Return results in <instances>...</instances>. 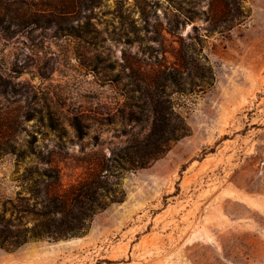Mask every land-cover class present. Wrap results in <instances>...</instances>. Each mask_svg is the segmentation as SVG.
Here are the masks:
<instances>
[{
  "label": "rangeland",
  "instance_id": "rangeland-1",
  "mask_svg": "<svg viewBox=\"0 0 264 264\" xmlns=\"http://www.w3.org/2000/svg\"><path fill=\"white\" fill-rule=\"evenodd\" d=\"M165 99L188 133L84 235L0 264H264V0H0V204L29 172L85 177Z\"/></svg>",
  "mask_w": 264,
  "mask_h": 264
},
{
  "label": "trees",
  "instance_id": "trees-1",
  "mask_svg": "<svg viewBox=\"0 0 264 264\" xmlns=\"http://www.w3.org/2000/svg\"><path fill=\"white\" fill-rule=\"evenodd\" d=\"M172 72H165L162 78L175 83ZM149 84L158 85L154 78ZM184 91L182 85L179 92ZM152 111L153 120L145 138L133 140L99 159L88 167L83 178L65 184L58 172H37L36 178L30 172L23 175L21 180L31 181L30 195L22 196L21 191H16L14 198L7 197L0 204V248L13 251L31 241H57L84 235L92 216L106 207L103 199L113 195L112 184H119L123 171L149 166L169 150L171 142L188 133L184 119L173 115L169 100H154ZM173 118L177 124L171 123Z\"/></svg>",
  "mask_w": 264,
  "mask_h": 264
}]
</instances>
